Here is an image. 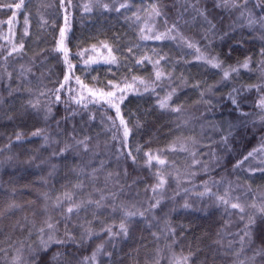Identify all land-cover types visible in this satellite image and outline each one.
<instances>
[{
	"label": "trees",
	"instance_id": "16d2710c",
	"mask_svg": "<svg viewBox=\"0 0 264 264\" xmlns=\"http://www.w3.org/2000/svg\"><path fill=\"white\" fill-rule=\"evenodd\" d=\"M262 53L264 0H0V264H264Z\"/></svg>",
	"mask_w": 264,
	"mask_h": 264
},
{
	"label": "snow or ice",
	"instance_id": "6c2138e0",
	"mask_svg": "<svg viewBox=\"0 0 264 264\" xmlns=\"http://www.w3.org/2000/svg\"><path fill=\"white\" fill-rule=\"evenodd\" d=\"M8 7H11V5H8ZM15 7L18 9V8L21 7V4H16ZM60 35H61V42H60V44H61V49H62V47H63V38H64V29H61V33H60ZM156 38H157V39H160V37H156ZM190 46H191V45H190ZM21 47H22V46H21ZM262 54H264V53H262ZM113 59H114V58H113ZM208 63H211L213 67H220V64H219V62L216 60V58H212L211 60L208 61ZM243 67H245V68L248 67V63H247V61L244 63ZM233 71H235V69H233ZM228 75H229V73H228L227 71H225V72H224V76H225V78H226ZM159 76H160V73H157V78H159ZM67 79H68V77L66 76V77H65V80H67ZM109 95H112V94L109 93ZM58 99H59V97L57 96V100H58ZM233 103L235 104L236 101L233 100ZM160 106H161L162 108H163V107H166V106H167V105H166V101H162ZM260 106L264 107V99H262V100L260 101ZM33 107H35V105H33ZM174 110H175V111H179V109H174ZM116 112H117V115L119 116L120 110H119V107H118V106L116 107ZM120 122H121L122 125H124L123 135H124L125 140H127V137H128V135H129V131H130V130H129L128 127L125 125V122H124L123 118H121ZM39 134H40L39 131H37L36 133H33V135H39ZM17 139H20V136H19V135L17 136ZM45 139H47V137H45ZM80 143H83V142L81 141ZM85 147H86V146H85ZM65 150H66V149L61 150V154H62V152L65 151ZM249 155H251V153H250ZM160 163H164V161H160ZM162 185H163V180H161L159 186H162ZM68 199L70 200L71 197H68ZM96 203L99 205V201H97ZM157 203H159V202H157ZM79 207H80L79 205H73V206H71V207H68L67 212H68V213H72V212L74 211V209H78ZM231 207H232V208H239L241 212L244 211L243 207H241L239 204H232ZM253 207H255V205H253ZM259 211L264 212V208L259 209ZM128 215H134V213H128ZM141 215H143V213H141ZM246 227H247V226H246ZM47 228H48V229H52V228H53V225H52L51 223H48V224H47ZM120 229H121V231H122L125 235L127 234V229H126L124 223H121V225H120ZM40 231H41V233H43L45 230H44L43 228H41ZM87 234L90 235V233H87ZM244 235H248V233L245 232ZM65 236H66V238H67L68 240L73 239V237H72L67 231L65 232ZM243 239H244V236H241V241H243ZM53 241H54L55 243H58V244H59V243H64V242H66L65 240L56 239V238L54 237V235L49 234V235H48V241H43V240H42V243L44 244V247L47 248L49 242H53ZM99 251H100V249L98 248V249H97V252H99ZM58 256H59V253L56 254V257H54V259H56ZM95 256H96V253H93V257H92V258L95 259ZM183 259H184L185 264H186L188 258H187V257H184Z\"/></svg>",
	"mask_w": 264,
	"mask_h": 264
}]
</instances>
